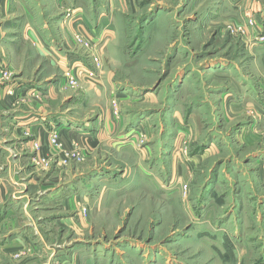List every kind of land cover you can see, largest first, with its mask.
I'll use <instances>...</instances> for the list:
<instances>
[{"label":"rangeland","instance_id":"374dc122","mask_svg":"<svg viewBox=\"0 0 264 264\" xmlns=\"http://www.w3.org/2000/svg\"><path fill=\"white\" fill-rule=\"evenodd\" d=\"M70 1L69 6L68 0L67 3L38 0L36 5L40 16L55 21L53 31L58 41L70 43L82 60L71 63L63 72L58 90L65 94L79 92L82 78H76L77 83L68 88L66 72H77L76 76H81L84 69H89L81 66L84 62L101 68L96 73L100 76L106 65L111 67L109 57L114 56L112 67L118 79L128 86V91H135V98L98 99L88 102V107L102 104L106 108L110 103L119 117L127 112L137 119H146L149 130L142 129L143 125L136 127L139 135L128 145L132 149L126 154L109 146L94 149L88 134L72 136L71 146L64 144L66 149H63L60 132L43 129L46 135L40 133L38 139L30 142L28 150L32 154L33 176L38 174L40 181L45 179L35 191L44 192L48 183L44 176L48 173L74 175L97 166L119 169L137 160L135 152L141 154L143 149H150L145 158L153 169L149 172L150 180L129 192L130 195L121 191L128 184L126 179H120L117 195L104 191L101 199L97 190L92 193L89 190L85 200L86 192L78 194L82 190L78 188L77 193L74 191L75 194L68 197L71 202L67 201L66 217L72 220L65 226L61 221L65 213L56 204L48 208L59 220L45 227L43 232L55 246H62L59 250L69 242L70 248L75 247V239L89 241L87 246H77L79 250L73 252V259L59 264H264V166L259 165L257 169L251 161L257 153L264 152V132L259 133L263 135L262 142L242 145L235 134L246 122L239 123L238 117L229 122L219 98L222 86L230 79L221 73L226 68L219 66L228 63L235 64L228 71L234 72L237 68L244 75L249 73L262 90V81L253 73L255 67L250 64L253 60L246 45L264 44V0H250L259 4L243 5L234 20L230 18L231 22L217 20L209 26L203 23L204 29L195 28V24L185 18L177 20L172 13L163 19V0H137V10L129 7L116 22L119 38L109 57L106 47L110 40L104 43L106 36L102 30L91 33L83 27L86 40L83 38V44H77L74 33L63 32L64 24H59L64 18V22L69 23L72 16L83 17V12L92 17L94 6L102 0ZM127 1L128 4H124L129 6L131 0ZM163 28L167 29L165 33ZM87 42L103 46L95 52L87 48ZM176 44L183 50L177 52ZM214 68L215 71H211ZM13 75L9 69L2 80L11 81ZM180 81L186 83L183 89ZM12 89L14 87L9 92ZM262 95L264 99V90ZM177 106L184 125L188 121L185 115L196 113L191 123L199 133L179 126L177 122L181 117L177 120L174 113ZM88 107L80 108V112ZM248 114L249 120L258 117L254 107L249 108ZM262 121L264 126L263 117ZM56 134L58 136L53 137ZM53 138L58 140L54 144ZM214 141L215 147L208 151L207 144L211 143L210 148ZM10 152L12 156L19 154L14 149ZM160 170L163 179L159 177ZM242 170L247 171V175L237 176ZM218 173L219 185L212 183L211 178L213 174L217 178ZM226 173L236 176L234 181H227ZM232 211L234 215L230 214ZM41 215L46 216L47 212L43 210ZM228 219L235 228L224 227L223 221ZM242 234L243 240L240 239ZM97 240L100 241L96 243ZM96 250L105 256L95 258Z\"/></svg>","mask_w":264,"mask_h":264},{"label":"crops","instance_id":"0c3cea01","mask_svg":"<svg viewBox=\"0 0 264 264\" xmlns=\"http://www.w3.org/2000/svg\"><path fill=\"white\" fill-rule=\"evenodd\" d=\"M37 1L0 0V264H59L60 261L73 259L75 255L73 252L79 250L77 246L80 244L87 246L89 241L75 239V243H73L75 247L70 248L69 242L59 250L62 246H55L52 239L46 237L43 232L45 227L54 225L59 220V217H56L48 208H52L56 204L65 213L64 218H61L62 225L65 226L72 220V217H66V212L69 211V208H66L67 201L71 202L68 197L75 194L78 188L82 189L78 194H81L82 191L86 192L83 196L85 200L88 199L87 192L89 190L91 193L97 190L101 199L104 196V191L117 195L120 191V179H126L128 184L121 191L128 195L129 192L141 187L144 181L150 180L149 172L153 169L151 163L146 160L150 149H143L141 154L135 152L137 160H132L130 163H126V167L119 169L97 166L87 172L77 173L74 171V175L60 173L57 176L55 173H48L44 176V178H48L47 187L43 189L44 192L37 193L35 191L45 179L40 181L38 174L33 176L32 154L30 155L28 150L30 142L39 137L40 133L43 136L46 135L43 129L60 132L63 149H66L65 146H71L72 136L88 134L90 146L94 149L109 146L110 149L126 154H128V149H132L128 148V145H132L139 135L137 131L140 130H137L136 127L143 125L142 129L149 130L146 119H137V116L134 117L127 112H122L119 117L115 115L114 105H110V103L106 108L102 104H90L91 106L88 107V102L98 99L110 101L114 98H135V91L129 92L128 86L118 79L117 73L112 67L114 56L109 57L108 55L114 53L115 41L119 38L120 31L116 27V22L119 21L122 11H126L129 7L130 10H137H135L137 0H131L129 6L124 4H128L127 0H102L94 6L92 17H88L83 12V27L91 33L102 30L103 35L106 36L104 43L110 40L106 50L111 67L108 68L106 65L107 68L103 70L102 75H97L94 79L83 78L81 90L69 94L58 90L61 76L71 63L82 62V60L70 43L69 45L66 43V45L58 41L53 31L55 21L45 20L43 16H40L39 10L36 8ZM61 1L67 3V0ZM68 2L69 6L71 1L68 0ZM250 4L259 3H251L250 0H163V19L172 13L178 18L177 20H190L195 24V28L199 26L204 29L203 23L209 26L217 20L224 21L230 20V18L234 20V16L241 11V7L243 5L247 7ZM255 13H258V9L255 10ZM64 19H61L59 23L60 25L64 24L63 32L72 33L71 22H64ZM231 20L227 22H231ZM166 30L163 28V32ZM180 45L183 44L180 43ZM180 45H174L177 52L183 50ZM246 50L251 53L250 57L253 61L250 64L255 67L253 73L262 81L260 82L262 90L249 73L244 75L237 68V71H228L235 65L228 63L224 67L219 66L223 70L226 68L221 73L228 79L230 78L229 83L222 86L219 98H222L223 114L229 122L237 117L240 119L239 123L246 122L241 124V130L237 131L235 138L242 145L250 146L251 142L263 141V135L259 133L264 132L262 121V117L264 118L262 95L264 90V44L246 45ZM81 64L83 68L95 69L93 64L89 66L84 62ZM9 69L11 72L13 71L14 77L11 81L10 79L2 80L3 75ZM211 71H215V68ZM232 79L238 82L232 81ZM185 84L180 81L182 89ZM13 87L12 92H9ZM85 106L88 108L80 112V108ZM252 107L259 118L249 120L248 110ZM213 111L215 112V108ZM174 113L177 120L178 117H181V120L177 122L181 128L185 127L188 132L191 131L194 134L199 133L196 125L191 123V118L196 115L195 112L185 115L188 118L187 125H184L180 107L177 106ZM215 143L216 141L210 148L211 143L207 144L208 151L215 147ZM22 148H25L24 152L21 151ZM13 149L19 152L17 156L11 155L10 150L13 151ZM251 161L257 169L259 165L264 166V152L257 153L255 159ZM162 172L160 170L158 173L161 179H163ZM212 172L215 173L214 170ZM247 173L242 170L237 173V176L245 177ZM233 177L236 176L226 173L225 179L228 178L227 181L231 182L234 181ZM211 178L214 179L212 183L220 184L219 173L217 178H215V174ZM213 192L211 194H214ZM262 198L264 199V197ZM41 205H45L46 208H42ZM42 209L47 212L46 216L41 215ZM243 210L242 208L241 212ZM230 214L234 215L235 211ZM43 217L45 221H41ZM229 219L223 221L224 227L235 228L234 224L233 226L231 224L233 221ZM243 226L244 223L241 227ZM242 237L244 234L240 237L243 240ZM23 250H27V252H22ZM78 253L80 252L78 251ZM94 256L101 259L105 255L96 250Z\"/></svg>","mask_w":264,"mask_h":264},{"label":"built area","instance_id":"2783aa9c","mask_svg":"<svg viewBox=\"0 0 264 264\" xmlns=\"http://www.w3.org/2000/svg\"><path fill=\"white\" fill-rule=\"evenodd\" d=\"M69 21L71 22L72 26L74 27L73 30H72V33H74V37L76 38L75 42L77 44H80L83 42L81 41L83 38L85 39V31L83 29V25L81 23L82 21V15H78L76 17H70ZM86 40V39H85ZM99 42H103V41H99ZM99 44V43H98ZM98 44H91L89 42L86 43V46L88 49H91L95 52H97L98 49L102 48L103 45L101 46H98ZM95 69H84L81 73V76L77 75V72H66V77H67V80L68 82H66L67 84H69L68 86L66 87H71L73 85H75L77 83V79L76 78H79L81 77L82 79L83 78H89V79H94L97 77L96 73H98L100 71L101 68H99L98 66L94 65ZM73 70V69H72ZM74 71V70H73ZM64 89V87H62ZM58 134L54 135L53 137H57ZM58 140H55V138L52 139V144H54L55 142H57ZM49 142V141H48ZM49 142V143H51ZM38 145V144H36ZM44 160V158H43Z\"/></svg>","mask_w":264,"mask_h":264}]
</instances>
